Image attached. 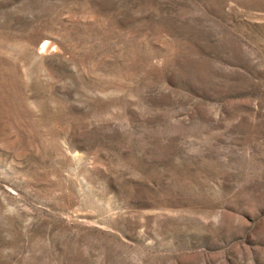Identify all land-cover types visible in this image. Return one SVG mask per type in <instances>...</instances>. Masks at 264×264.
Instances as JSON below:
<instances>
[{
	"label": "rangeland",
	"instance_id": "374dc122",
	"mask_svg": "<svg viewBox=\"0 0 264 264\" xmlns=\"http://www.w3.org/2000/svg\"><path fill=\"white\" fill-rule=\"evenodd\" d=\"M0 264H264V0H0Z\"/></svg>",
	"mask_w": 264,
	"mask_h": 264
}]
</instances>
